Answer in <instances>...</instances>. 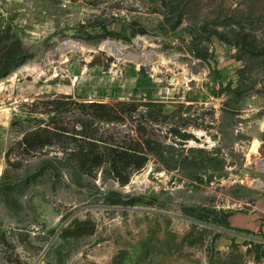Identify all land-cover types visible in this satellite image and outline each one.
Masks as SVG:
<instances>
[{"label": "rangeland", "instance_id": "obj_1", "mask_svg": "<svg viewBox=\"0 0 264 264\" xmlns=\"http://www.w3.org/2000/svg\"><path fill=\"white\" fill-rule=\"evenodd\" d=\"M7 47L0 264H264V0H0ZM100 101L161 142L126 185L74 162Z\"/></svg>", "mask_w": 264, "mask_h": 264}, {"label": "trees", "instance_id": "obj_2", "mask_svg": "<svg viewBox=\"0 0 264 264\" xmlns=\"http://www.w3.org/2000/svg\"><path fill=\"white\" fill-rule=\"evenodd\" d=\"M10 62V48L7 47L0 53V77L7 74ZM78 108L82 115H89L91 120L101 124L93 126L90 121L87 124L82 123V128L78 131L72 129V138L76 140L75 135L80 134L82 140L72 154L75 156V165L88 175H95L100 168L107 166L113 178L120 185H126L134 173L147 165L149 159L145 155L156 152L161 146L158 139L151 138L155 130L154 120H147L143 114H140L141 120L135 122L127 120L132 112L139 109V104L100 101L82 103ZM115 124L120 126L119 129L116 130ZM171 132L177 131L172 129ZM60 136L61 129L58 128L35 129L24 136L22 144L25 148L40 150L52 143V139Z\"/></svg>", "mask_w": 264, "mask_h": 264}, {"label": "bare ground", "instance_id": "obj_3", "mask_svg": "<svg viewBox=\"0 0 264 264\" xmlns=\"http://www.w3.org/2000/svg\"><path fill=\"white\" fill-rule=\"evenodd\" d=\"M110 47H113L114 49H116V50H119V49H117L114 45H109ZM123 50V49H122Z\"/></svg>", "mask_w": 264, "mask_h": 264}]
</instances>
